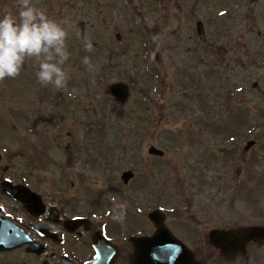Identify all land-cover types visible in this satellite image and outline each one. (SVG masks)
I'll return each instance as SVG.
<instances>
[{
	"label": "rangeland",
	"instance_id": "374dc122",
	"mask_svg": "<svg viewBox=\"0 0 264 264\" xmlns=\"http://www.w3.org/2000/svg\"><path fill=\"white\" fill-rule=\"evenodd\" d=\"M33 2L66 22L70 78L64 90L43 86L30 59L0 80L2 166L42 167L46 193L123 245L154 232L157 209L200 264H264V243L225 263L208 240L213 229L264 226V0ZM17 11L0 0V14ZM113 83L129 89L122 104L106 91Z\"/></svg>",
	"mask_w": 264,
	"mask_h": 264
},
{
	"label": "flooded vegetation",
	"instance_id": "af4514ba",
	"mask_svg": "<svg viewBox=\"0 0 264 264\" xmlns=\"http://www.w3.org/2000/svg\"><path fill=\"white\" fill-rule=\"evenodd\" d=\"M16 172L0 162V264H129L131 244L124 246L84 215L72 213L68 204L43 189V168ZM9 181L24 186V203L3 191ZM75 220H79L76 222Z\"/></svg>",
	"mask_w": 264,
	"mask_h": 264
},
{
	"label": "clouds",
	"instance_id": "9594fccd",
	"mask_svg": "<svg viewBox=\"0 0 264 264\" xmlns=\"http://www.w3.org/2000/svg\"><path fill=\"white\" fill-rule=\"evenodd\" d=\"M17 5L15 14H0V80L18 76L31 59L38 64L35 76L41 85L66 89L70 78L65 68L70 57L66 22L50 18L33 0H17ZM83 39L84 49L92 51V41L87 36ZM82 63L93 68L89 56ZM126 208V204H118L112 219L123 222Z\"/></svg>",
	"mask_w": 264,
	"mask_h": 264
},
{
	"label": "water",
	"instance_id": "95a60500",
	"mask_svg": "<svg viewBox=\"0 0 264 264\" xmlns=\"http://www.w3.org/2000/svg\"><path fill=\"white\" fill-rule=\"evenodd\" d=\"M198 34L201 33V24L197 25ZM108 93L118 102H124L128 96L127 87L122 84H112L108 87ZM254 142L247 143V151ZM149 154L162 156L161 151L151 147ZM131 173L123 176L125 183L131 178ZM6 193L14 198H20L21 187H10ZM18 191V192H17ZM156 227L155 234L150 238H135L133 245L135 257L131 264H196L194 255L163 225V216L154 212L149 216ZM210 244L219 251L222 260L232 261L245 251L249 242L264 241V227H245L229 231L214 230L209 234ZM7 243H0V250L7 248Z\"/></svg>",
	"mask_w": 264,
	"mask_h": 264
},
{
	"label": "trees",
	"instance_id": "16d2710c",
	"mask_svg": "<svg viewBox=\"0 0 264 264\" xmlns=\"http://www.w3.org/2000/svg\"><path fill=\"white\" fill-rule=\"evenodd\" d=\"M233 152V151H232Z\"/></svg>",
	"mask_w": 264,
	"mask_h": 264
}]
</instances>
